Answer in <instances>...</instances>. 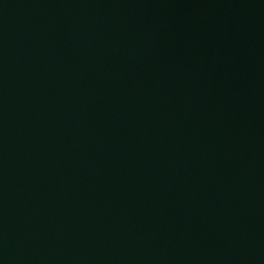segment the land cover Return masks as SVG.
<instances>
[{
    "label": "water",
    "instance_id": "1",
    "mask_svg": "<svg viewBox=\"0 0 264 264\" xmlns=\"http://www.w3.org/2000/svg\"><path fill=\"white\" fill-rule=\"evenodd\" d=\"M0 264H264V0H0Z\"/></svg>",
    "mask_w": 264,
    "mask_h": 264
}]
</instances>
